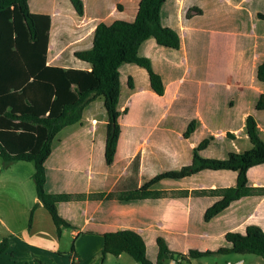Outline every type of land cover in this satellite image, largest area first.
Masks as SVG:
<instances>
[{"label": "crops", "instance_id": "1", "mask_svg": "<svg viewBox=\"0 0 264 264\" xmlns=\"http://www.w3.org/2000/svg\"><path fill=\"white\" fill-rule=\"evenodd\" d=\"M139 3L85 0L84 14L69 11L73 23L63 17L57 0H31L30 6L53 18L52 41L59 51L54 58L63 52L68 60L64 65H69L75 48L91 42V32L99 22L108 16L133 20ZM167 5L173 11L172 23L179 26L181 45L171 48L149 38L141 47V54L151 60L165 83L162 94L152 88L146 67L134 62L125 65L123 83L129 75L134 86L130 91L127 85L122 87L128 96L118 117L120 132L113 160H106L108 118L100 112L102 97L92 101L83 117L64 126L53 140L46 164V189L71 195L61 207V213L73 224L64 227L70 230L73 242L61 255L63 264H104L113 255L102 254L103 232L108 230H138L154 256L157 237L163 234L173 251L210 250L213 253L209 255L218 259L222 253L216 251L226 242L228 231L250 223L264 229V163L247 172L251 194L234 200L209 220L204 217L206 209L223 197L224 189L236 184L232 170L165 178L152 187L161 191L154 197L121 196L162 172L190 164L194 149L207 137L213 136L207 156L225 158L230 150L250 148L248 115L262 112L264 121V109L256 110L264 94V81L256 72L257 65L264 62V20L259 16L264 13V0H169ZM67 35L71 37L64 43ZM192 120L194 129L185 134ZM259 125L264 137V124ZM14 162L5 166L3 161L0 174ZM34 171L35 165L31 179ZM9 175L1 180L24 181L15 172ZM24 188V198L14 201L21 206L18 225L14 205L9 204L8 213L0 210V224L11 236L9 248L0 254V264H21L35 256L45 259L61 252L58 247L63 232L58 235L43 203L35 206L38 196L37 191L32 193L31 183L25 180ZM19 253L21 260L16 259ZM55 256L59 259L57 253ZM173 257L164 264H170ZM56 258L51 261L56 263Z\"/></svg>", "mask_w": 264, "mask_h": 264}, {"label": "trees", "instance_id": "2", "mask_svg": "<svg viewBox=\"0 0 264 264\" xmlns=\"http://www.w3.org/2000/svg\"><path fill=\"white\" fill-rule=\"evenodd\" d=\"M30 1L0 0V156L5 166L16 160L34 162L33 178L38 196L35 206L43 203L61 236L62 229L73 224L61 213L63 201L69 200L71 195L46 189V164L55 136L64 126L78 122L85 108L102 97V110H99L108 118L105 154L110 163L120 132L118 117L128 96L122 87L125 84L130 91L134 86L129 75L123 83L125 65L134 62L146 67L152 88L162 94L165 83L153 69L151 60L141 54V47L146 40L154 38L159 44L179 48L181 35L178 24L172 23L173 11L167 8L169 0H140L133 20L108 16L91 32V42L84 48H75L74 60L64 65L68 60L63 52L59 58H54L59 51L52 41L53 18L48 13L33 11ZM57 5L71 23L73 18L69 11L79 15L85 11V0H57ZM259 16L264 20V13ZM69 37L67 35L64 43ZM64 43L61 38L60 46ZM256 72L259 80L264 81V62L257 65ZM263 109L264 94H261L256 110ZM194 123L195 120L189 123L185 134L194 129ZM259 123L264 124L262 112L248 115L246 131L252 143L250 148L241 152L230 150L225 158L207 156L213 136L207 137L194 149L190 164L162 172L121 196L154 197L161 191L152 187L165 178L182 179L204 170H232L236 173V184L224 189L223 197L206 209L204 217L209 220L234 200L253 191L247 172L264 163V137ZM103 235V257L128 253L140 264H164L174 254L182 253L173 251L163 234L157 237V254L153 257L143 234L134 228L108 230ZM10 240V235L0 240V254L9 248ZM216 252L254 253L264 257V229L250 223L228 231L226 242ZM211 253L213 251L194 248L189 251L193 258ZM21 264L57 263L35 256L32 261Z\"/></svg>", "mask_w": 264, "mask_h": 264}, {"label": "rangeland", "instance_id": "3", "mask_svg": "<svg viewBox=\"0 0 264 264\" xmlns=\"http://www.w3.org/2000/svg\"><path fill=\"white\" fill-rule=\"evenodd\" d=\"M2 163H3V158L0 157V165ZM34 165H35L34 162L15 161L11 167H9V168L3 167L2 173L0 174L1 175L0 176V210H1V212L8 213L9 204L14 205L17 208L16 209L17 213L14 217V221H15L16 225H18L19 222L22 221L21 220L22 212H21V206H18L17 204H15L14 201H15V199L20 200V199L24 198L25 193L22 190V188H24V186H25V180H27L28 182L31 183L32 193L33 194L36 193L35 181L33 178L31 179V175H30L31 170L34 168ZM10 172L17 173L19 178L22 177V179L24 181L21 183H14V182H11L8 178H7L8 179L7 181L1 180V178L4 176H10L9 175ZM28 193H29V190H28ZM26 222L28 223V221H26ZM6 232L7 231L5 230V227L0 224V239L3 236H7L8 233H6ZM62 232H63V237L61 238V241L59 242L60 245L58 247L61 249V252L59 254H58V252H56L59 259L56 258V256H55L56 253L54 255H50L51 256L50 258L44 257L48 261H51L52 257H55L57 259L56 260L57 264H61V263L63 264L64 263V258H61V255L65 254L64 253L65 249L68 251L71 249V245L73 242V238L69 234L70 230H68L67 228H63ZM52 242H53V240L49 241L50 246L52 245ZM153 252H154V250H152L150 247L149 248V254L152 257L154 256ZM29 254H31V251ZM23 258L27 259L28 257H23ZM40 258H42V257H40ZM238 258L245 259L247 264H264V258H262V256L254 254V253H249V254L232 253V254H227V255L219 254L218 259L215 258V255H203V256L196 257V258H192V261L194 264H215V263L221 264V263H224L228 259L235 260ZM16 259H18V260L22 259L21 253L18 254ZM33 259H34V257H33ZM51 262H54V261H51ZM59 262H61V263H59ZM104 264H140V263L137 262L130 254L125 253L124 256H122V258H118L115 255L109 256L108 260Z\"/></svg>", "mask_w": 264, "mask_h": 264}, {"label": "built area", "instance_id": "4", "mask_svg": "<svg viewBox=\"0 0 264 264\" xmlns=\"http://www.w3.org/2000/svg\"><path fill=\"white\" fill-rule=\"evenodd\" d=\"M191 255L188 252H182L181 254H176L170 264H193ZM218 264V263H215ZM221 264H246L243 258H238L235 260H226L224 263Z\"/></svg>", "mask_w": 264, "mask_h": 264}]
</instances>
